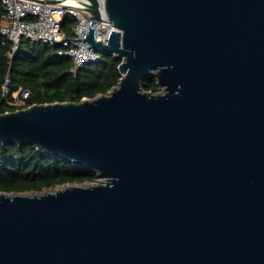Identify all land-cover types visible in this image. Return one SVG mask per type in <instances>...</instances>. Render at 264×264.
I'll return each instance as SVG.
<instances>
[{
  "label": "water",
  "instance_id": "1",
  "mask_svg": "<svg viewBox=\"0 0 264 264\" xmlns=\"http://www.w3.org/2000/svg\"><path fill=\"white\" fill-rule=\"evenodd\" d=\"M84 5L108 42L63 40L120 58L118 85L0 113V143L107 181L0 192V264H264V0Z\"/></svg>",
  "mask_w": 264,
  "mask_h": 264
},
{
  "label": "trees",
  "instance_id": "2",
  "mask_svg": "<svg viewBox=\"0 0 264 264\" xmlns=\"http://www.w3.org/2000/svg\"><path fill=\"white\" fill-rule=\"evenodd\" d=\"M6 9L0 1V29ZM75 18L66 15L62 31L73 37ZM62 48L24 38L13 56L11 43L0 33V113L24 109L34 104L81 102L108 94L122 75L121 59L106 53L98 62L73 70L72 59L58 55ZM8 92L4 93V88ZM143 89L157 94L155 77L144 80ZM30 91L20 107L6 103L15 93ZM98 173L70 160L46 154L34 145L0 143V192L6 194L43 193L67 184L95 182Z\"/></svg>",
  "mask_w": 264,
  "mask_h": 264
},
{
  "label": "built area",
  "instance_id": "3",
  "mask_svg": "<svg viewBox=\"0 0 264 264\" xmlns=\"http://www.w3.org/2000/svg\"><path fill=\"white\" fill-rule=\"evenodd\" d=\"M0 1L6 9L0 33L11 43L10 56L17 53L22 40L27 38L32 41L60 46L62 49L58 55L70 57L73 62V70L88 63L98 62L101 59L102 55L90 48L89 43L72 39L85 38L87 25H89L93 26L96 41L108 42L106 25L109 23L92 19L85 11L84 0H69L62 4L42 3L37 0ZM66 15L75 18L74 36L63 40L66 35L62 31V24ZM54 41H58V43H54ZM86 46L92 50L89 52ZM7 92L5 87L4 93ZM29 96L30 91L22 90L15 93L12 99L7 98L6 103L10 106L20 107ZM7 112L10 111L5 113Z\"/></svg>",
  "mask_w": 264,
  "mask_h": 264
},
{
  "label": "rangeland",
  "instance_id": "4",
  "mask_svg": "<svg viewBox=\"0 0 264 264\" xmlns=\"http://www.w3.org/2000/svg\"><path fill=\"white\" fill-rule=\"evenodd\" d=\"M159 91L163 92L164 91V87H159ZM107 179L104 177H100L95 181V182H87V183H75V184H69V185H78V186H88V185H96V184H104L106 183ZM63 186L61 187H57L55 189H51V190H46L44 192H48V191H56L58 189H61ZM43 192V193H44ZM25 194H29L32 195L33 193H25Z\"/></svg>",
  "mask_w": 264,
  "mask_h": 264
}]
</instances>
